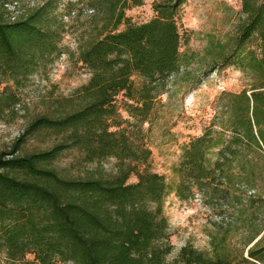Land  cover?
<instances>
[{
  "label": "trees",
  "instance_id": "16d2710c",
  "mask_svg": "<svg viewBox=\"0 0 264 264\" xmlns=\"http://www.w3.org/2000/svg\"><path fill=\"white\" fill-rule=\"evenodd\" d=\"M19 1L0 0L4 121L17 114V90L64 53L59 1L9 15L8 5ZM185 1L154 0L155 16L137 24L125 10L143 0H85L88 29L77 59L89 80L55 98L0 151V252L6 264H236V258L248 260L245 249L264 264V0H241L236 42L216 54L222 65L242 72L246 85L221 93L214 120L182 146L173 169L175 195L182 201L197 195L219 217L211 253L186 244L167 259L172 245L163 207L171 187L164 175L147 169L151 149L128 128L134 123L122 118L117 104L122 94L136 124L149 121L156 99L188 64L177 22ZM72 7L66 4V14ZM34 140L41 143L29 146ZM69 150L79 153L82 165H95L75 172L60 167ZM109 159L115 160L113 171L102 166ZM132 174L137 180L129 182ZM233 233L240 234L239 256L228 245Z\"/></svg>",
  "mask_w": 264,
  "mask_h": 264
},
{
  "label": "rangeland",
  "instance_id": "374dc122",
  "mask_svg": "<svg viewBox=\"0 0 264 264\" xmlns=\"http://www.w3.org/2000/svg\"><path fill=\"white\" fill-rule=\"evenodd\" d=\"M44 1L20 0L17 4H9V15L17 16ZM58 1L59 11L66 23V32L61 41L64 53L45 71L32 75L25 87L17 90L20 102L16 116L7 121L0 120V151L8 150L27 123L44 113L55 98L70 96L87 83L91 76L88 68L77 59L78 42L86 36V20L90 10L85 0ZM153 1L143 0L141 5L128 7L125 10L126 17L137 24L149 21L155 16ZM67 3L73 4L70 15L66 14ZM242 16L241 0H186L177 22L180 53L190 58L180 73L170 79L168 91L154 102L149 121L137 125L124 109L125 97L122 94L117 96L122 118L134 123L128 128L138 133L151 149L147 169L164 175L171 187L163 207L172 245L168 260L177 256L180 248L186 244H192L209 253L212 251L211 234L216 233L214 222L219 221V217L214 210L203 204L199 196L196 195L191 201H182L175 195L173 189L178 177L173 169L179 162L182 146L200 135L214 120L221 93L238 92L247 83L241 71L233 65H222L216 55L221 47L225 51L233 47L237 38V24ZM123 27L124 25H120L119 29ZM215 60L218 61L217 64H214ZM199 78L201 81L196 84ZM49 141L51 139L45 137V143ZM40 143L34 140L29 146ZM114 163V159H109L102 166L106 171H113ZM58 164L73 172L84 166L95 165H82L79 153L74 150L66 151ZM136 180L134 174L128 179L129 182ZM228 245L233 254L239 256L242 247L240 234L233 233L228 239ZM243 256L248 260L236 258V264H262L258 260L250 259L246 249ZM32 257L31 254L27 255L28 259ZM0 264H6L3 252H0Z\"/></svg>",
  "mask_w": 264,
  "mask_h": 264
},
{
  "label": "built area",
  "instance_id": "2783aa9c",
  "mask_svg": "<svg viewBox=\"0 0 264 264\" xmlns=\"http://www.w3.org/2000/svg\"><path fill=\"white\" fill-rule=\"evenodd\" d=\"M228 1H232V0H228Z\"/></svg>",
  "mask_w": 264,
  "mask_h": 264
}]
</instances>
